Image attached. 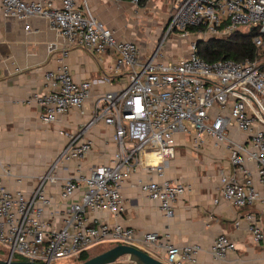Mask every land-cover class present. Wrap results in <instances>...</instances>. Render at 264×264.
<instances>
[{"label":"built area","instance_id":"obj_1","mask_svg":"<svg viewBox=\"0 0 264 264\" xmlns=\"http://www.w3.org/2000/svg\"><path fill=\"white\" fill-rule=\"evenodd\" d=\"M175 1L153 54L140 63L138 44L117 40L76 0H0L4 17H42L68 47L95 56L108 54L116 72L125 68L128 72L117 89L99 98L86 122L75 130H58L66 143L32 191L10 190L3 182L8 171L0 170V246L11 259L16 254L27 261L51 264L58 259H77L94 246L107 243L161 250L165 264H196L199 245L176 246L156 232L137 238L131 227L121 223L90 224L87 219L88 212L106 211L117 216L123 211L121 184L136 168L163 176V164L176 155L178 135L191 136L195 147L204 139L222 147L227 168L219 174V199L234 208L264 205V57L257 52L254 58L240 61L206 62L196 52L198 40L228 36L240 27L256 29L252 43L264 48V0ZM139 2L130 0L134 6ZM172 35L182 39L193 35L197 40L189 42L187 56L156 61L162 56L163 43ZM66 55L64 50L60 66L44 73L46 92L31 98L42 108L39 118L46 125L73 110L83 115L91 92V81L72 78L63 63ZM100 121L113 128L111 140L116 149L107 163L87 173L76 169L61 179L58 196L66 204L67 214L60 226L48 225L43 215L52 197L44 184L58 180L55 172L61 165L84 159L92 148L87 134ZM136 186L166 216L189 188L182 181L151 179L138 180ZM79 188H83L80 200L68 203ZM243 219L253 242L264 241L257 217L248 213ZM234 250V242L219 234L209 252L213 259L224 260Z\"/></svg>","mask_w":264,"mask_h":264},{"label":"crops","instance_id":"obj_2","mask_svg":"<svg viewBox=\"0 0 264 264\" xmlns=\"http://www.w3.org/2000/svg\"><path fill=\"white\" fill-rule=\"evenodd\" d=\"M76 1L81 9L86 6L93 16L112 31L117 40H133L138 44L140 63L151 57L163 27H154L148 21L146 36L149 41H146L136 24L141 9L138 10L130 0ZM148 2L153 4V0ZM167 2L166 20L176 1ZM25 25H29V28L25 29ZM184 39L175 35L167 38L165 42H168H164L160 50L162 56L155 60L180 58L184 57L183 53L189 54ZM64 50H67V55L63 63L69 68L72 78L75 81H91V92L84 104L83 115L73 110L46 125L39 118L42 108L31 98L34 94L46 92L43 75L60 66L59 58ZM126 73V68L120 72L114 70L113 59L108 54L95 56L81 48L68 47L66 40L46 19L39 16L25 20L4 17L0 6V170L4 168L8 171L3 178L5 186L24 193L32 191L66 143L58 130H75L79 124L86 122L97 108L99 98L117 89ZM112 132L113 128L102 121L95 124L87 134L92 141V148L84 159L61 165L55 172L58 180L44 184L46 193L52 197L43 215L48 225L60 226L67 214L66 204L58 196L61 179L76 173V169L87 173L92 167L107 163L116 149L111 140ZM176 142V155L163 164V176L136 168L121 184L123 211L117 216L106 211L88 212V222H118L131 227L137 238L147 232H156L160 237L166 236L165 239L176 246L199 245L201 250L196 256V264H264V241L253 242L247 222L243 219L246 214L252 213L264 229V205L234 208L219 199V174L227 168V158L221 146L204 139L195 147L191 136L185 135H178ZM149 179L182 181L189 185L188 190L177 198L169 216L158 208L156 202L143 196L136 186L138 180ZM82 190L79 188L73 193L68 203L79 201ZM216 198L218 201L214 202ZM219 234H225L235 244V250L224 260L213 259L209 252ZM111 246L114 245L106 243L93 248ZM137 247L163 259L161 250ZM5 256L8 257L6 253ZM113 264L136 263L121 258Z\"/></svg>","mask_w":264,"mask_h":264},{"label":"trees","instance_id":"obj_3","mask_svg":"<svg viewBox=\"0 0 264 264\" xmlns=\"http://www.w3.org/2000/svg\"><path fill=\"white\" fill-rule=\"evenodd\" d=\"M255 33L256 29L249 33H241L236 30L225 38L198 40L196 52L206 62H214L219 59L240 61L245 57L254 58L257 55V48L252 43V36ZM88 257V253L83 252L77 259L83 261ZM15 260L24 259L16 258Z\"/></svg>","mask_w":264,"mask_h":264},{"label":"rangeland","instance_id":"obj_4","mask_svg":"<svg viewBox=\"0 0 264 264\" xmlns=\"http://www.w3.org/2000/svg\"><path fill=\"white\" fill-rule=\"evenodd\" d=\"M168 2L167 0H153V4H151L150 2H148V0H140L139 4L137 5L138 10L141 9V15L136 17V24L138 25V28H141L142 32V37L146 38L147 40V29H148V25L147 22H152L153 26H159V27H163V25L165 24L166 18H165V13L167 12V6ZM151 24V25H152ZM152 29V28H151ZM154 31V30H153ZM238 31H240L241 33H249L251 31L250 28L247 27H240L238 29ZM227 36L221 37V38H225ZM209 38H212L210 36H206L204 39L207 40ZM160 39V38H159ZM157 40V43L160 40ZM187 46L189 44L190 41L192 40H197V37H193V35L191 37L185 38L184 39ZM204 40V41H205ZM168 41H166L165 43H167ZM165 45V44H164ZM163 48V46H162ZM257 52L259 53V57H264V48H257ZM184 57L187 56L188 54L183 53ZM109 247H104V248H93L92 250H90L88 252L89 256H93L105 249H107ZM5 253L7 254L6 248L0 246V259H5ZM14 259L19 258V259H23L18 255H14L13 256ZM80 261L78 259H58L55 260L53 262H51V264H77Z\"/></svg>","mask_w":264,"mask_h":264},{"label":"water","instance_id":"obj_5","mask_svg":"<svg viewBox=\"0 0 264 264\" xmlns=\"http://www.w3.org/2000/svg\"><path fill=\"white\" fill-rule=\"evenodd\" d=\"M125 259L128 262L136 264H165L161 259L150 255L147 251L124 244L111 246L93 256H89L77 264H113L119 259ZM0 264H38L33 261L15 260L8 256L0 259Z\"/></svg>","mask_w":264,"mask_h":264}]
</instances>
